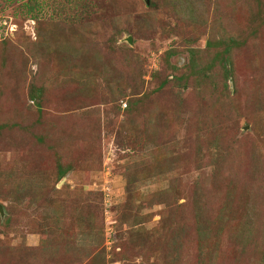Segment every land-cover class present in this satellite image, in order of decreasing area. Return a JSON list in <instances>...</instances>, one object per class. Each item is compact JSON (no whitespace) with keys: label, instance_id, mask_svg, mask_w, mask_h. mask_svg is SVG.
<instances>
[{"label":"rangeland","instance_id":"1","mask_svg":"<svg viewBox=\"0 0 264 264\" xmlns=\"http://www.w3.org/2000/svg\"><path fill=\"white\" fill-rule=\"evenodd\" d=\"M204 251L264 264V0H0V264Z\"/></svg>","mask_w":264,"mask_h":264},{"label":"trees","instance_id":"2","mask_svg":"<svg viewBox=\"0 0 264 264\" xmlns=\"http://www.w3.org/2000/svg\"><path fill=\"white\" fill-rule=\"evenodd\" d=\"M219 54H221V53H218L217 55H219ZM172 55V52H169V56H171ZM222 55V54H221ZM225 67V79H229L230 77H231V71H230V69L229 68H227L226 66H224ZM167 79H165V80H163V82H161V84H160V87L159 88H161V87H163L166 83H167ZM134 95V94H133ZM136 95V94H135ZM33 98H35L34 96H32ZM140 99H135V96H133V100H132V102L129 104V108H131L132 106H134V103H137L138 101H139ZM126 105V106H125ZM124 105V107H127V104H125ZM66 172H67V170L66 169H64V168H62V167H60V170H59V176H60V178L61 177H63L65 174H66ZM201 245H205V240L202 242V243H200ZM207 255H208V252H205L204 251V253H201L200 254V258H199V263L198 264H212L211 263V260L209 259L210 257H207Z\"/></svg>","mask_w":264,"mask_h":264},{"label":"water","instance_id":"3","mask_svg":"<svg viewBox=\"0 0 264 264\" xmlns=\"http://www.w3.org/2000/svg\"><path fill=\"white\" fill-rule=\"evenodd\" d=\"M146 4H147V5L149 4V0H146ZM127 41H128V42H131L130 37H128Z\"/></svg>","mask_w":264,"mask_h":264}]
</instances>
